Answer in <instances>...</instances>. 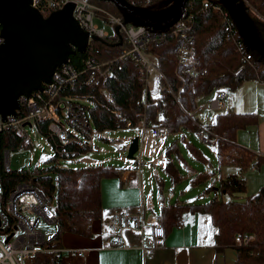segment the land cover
I'll list each match as a JSON object with an SVG mask.
<instances>
[{
  "label": "trees",
  "instance_id": "obj_1",
  "mask_svg": "<svg viewBox=\"0 0 264 264\" xmlns=\"http://www.w3.org/2000/svg\"><path fill=\"white\" fill-rule=\"evenodd\" d=\"M100 6L98 14L107 16L115 14L123 16L115 2L110 0H91ZM138 6L160 9L172 4L168 0H129ZM220 4V12H215L213 5ZM247 10L252 14L259 35L264 38V0H248ZM188 35L193 37L196 67L200 72L194 78L180 75L179 58L176 50L183 43L181 34L170 32L161 42L149 44L147 51L158 58V67L162 71L157 77V87L148 88L142 81L141 71L133 59L120 60L115 63L109 73L101 75L96 83H86L88 72L83 71L86 56L89 51H76L71 55L77 63L81 78L72 94L82 97L86 114L101 132L105 129H117L127 126L129 122L137 124L141 120L156 125H166L168 133L185 131L199 132V123L209 127L213 134L219 137L215 145L219 154V171L221 185L209 186L206 190L214 189L221 194L206 202H187L177 200L163 208L158 222L165 225L166 232L181 225L182 218L190 212L209 215L213 225L214 245L221 251L235 247L239 253L237 264H264V187L258 194L241 199V194L247 192L250 169L260 168L264 164V154L254 151L241 144L238 132L243 128L259 127L261 121L257 111H241L227 107L219 111L213 123L198 120L192 114L199 108L204 98H213L218 88H227L233 94L248 80H264V58L256 50L247 47L245 39L240 34L239 27L232 19L225 4L221 0H189L186 6ZM124 36L111 35L107 38H95L91 45L100 50V55L93 52L99 59H111L122 49ZM251 55L252 57H250ZM121 64V68L119 65ZM180 93V99L169 91ZM49 140L58 146L57 140L48 129L47 123L40 127ZM186 139V138H185ZM176 144L167 147V159L164 166L173 182L181 181V170L175 162L173 150ZM189 147L201 155L195 143L189 142ZM19 148L21 144L17 136L7 132L0 138V159L7 148ZM92 145L71 143L70 151L76 154L89 150ZM64 158V157H63ZM63 158L57 151L48 159L45 167H35L29 173L27 168L22 170H7L2 161L4 186L8 195L23 179L31 178L34 185L40 187L57 214L58 231L54 238L57 245H63L62 234L66 231L78 235L91 236L94 222L105 218L114 209L105 208L102 197L105 176L119 177L121 169L112 164L96 163L81 165L77 168L62 165ZM216 171L196 173L194 182H202L216 175ZM119 209V208H118ZM254 233L256 239L251 244L237 242L239 234ZM127 236L133 245L141 242L138 233L127 231ZM33 264H66L59 255L42 253Z\"/></svg>",
  "mask_w": 264,
  "mask_h": 264
},
{
  "label": "built area",
  "instance_id": "obj_2",
  "mask_svg": "<svg viewBox=\"0 0 264 264\" xmlns=\"http://www.w3.org/2000/svg\"><path fill=\"white\" fill-rule=\"evenodd\" d=\"M67 1H74L77 4L74 15L80 21L83 29L91 33L89 48L86 50L90 51L85 58L83 69L86 73L88 72L86 83H96L101 75L109 73L112 69L111 66L116 61L115 58H119L120 60L133 59L136 61L141 71L142 81L148 88H156L157 77L162 71L157 64L158 58L147 49L149 44L161 42L169 34L170 28H173L175 33L181 34L183 39V43L176 50L181 77L183 79L184 77L194 78L199 74L200 70L196 67L195 44L192 41L193 37L187 34L188 27L184 21L186 17L167 28L152 27V25L137 21L126 24L125 16L110 14V12L107 16L98 14V9L101 7L91 0H32V5L39 7L42 13L48 15L50 12L64 7ZM221 3L224 2L221 1ZM213 9L215 12H220V4L213 5ZM99 18L110 22L114 32L112 33L98 24ZM2 26L0 22V46L5 40ZM113 34L117 37L124 36L122 49L115 53L111 59L97 58L93 52L100 55V50L91 45L95 35L100 39ZM75 48L77 47L75 46ZM69 59L65 64L56 68L52 80L44 84V89L35 90L31 96L26 94L20 96L21 107L17 109L16 115H8L6 120L3 117L0 118V138L7 132H12L21 144L20 149L29 147L34 145L33 131L29 127L34 125L40 127L43 123H47L50 133L58 143V146H55V152L58 151L62 158L76 157V152L68 149V145L73 142L80 145H93L92 140L88 143L79 136L80 131L88 133L93 128H88L91 118L86 114L84 108V102L87 103L89 100L71 92L76 88L82 71L71 57ZM119 68H121V64ZM172 89L173 87L170 86L169 91H172L175 97L180 99V93H176ZM230 99L231 95L227 88H218L213 98L205 104V108L218 112L226 111ZM192 115L195 116L196 111ZM199 124L202 127L199 132L197 131L199 137L204 142L215 146L219 142V137L203 123ZM127 126L137 127L143 135L150 132L159 136L169 131L166 125L148 123L145 119L135 125L129 122ZM12 149L14 148L9 147L3 151L5 167L8 164L7 170H10V151ZM3 159H0V264H33L38 261L39 255L42 253L59 255L66 264L71 259L85 257L88 254V249L57 245L58 241L54 235L49 237L48 233L50 232L44 224L55 223L57 225L58 217L43 190L34 185L31 178L18 182L16 187L8 195L6 194L3 182L4 173L1 168ZM27 171L32 173L30 169ZM144 215L142 211L133 212L131 209L121 207L110 212L105 219L110 233L107 247L122 249L138 245L147 252L159 246L163 247L167 242L165 225L160 224L155 218L146 221ZM187 222H189L187 217H183L181 225ZM127 231L138 233L141 242L133 245L127 236ZM255 239L254 233L245 235L241 233L237 237V242L251 244Z\"/></svg>",
  "mask_w": 264,
  "mask_h": 264
},
{
  "label": "water",
  "instance_id": "obj_3",
  "mask_svg": "<svg viewBox=\"0 0 264 264\" xmlns=\"http://www.w3.org/2000/svg\"><path fill=\"white\" fill-rule=\"evenodd\" d=\"M188 1L176 0L167 8L152 10L129 0H110L118 5L126 24L137 21L166 28L187 16ZM221 1L239 27L247 47L264 58V38L247 10V0ZM76 5L74 1H67L64 7L45 15L32 5V0H0V22L5 37L0 46V118L6 120L8 115H16L22 94L31 96L35 90L44 89L56 68L69 61L76 51L88 50L91 33L75 17ZM132 140L129 156L136 158L135 153L141 146L140 135Z\"/></svg>",
  "mask_w": 264,
  "mask_h": 264
},
{
  "label": "rangeland",
  "instance_id": "obj_4",
  "mask_svg": "<svg viewBox=\"0 0 264 264\" xmlns=\"http://www.w3.org/2000/svg\"><path fill=\"white\" fill-rule=\"evenodd\" d=\"M176 0H168L170 4H173ZM248 1V0H247ZM98 24L102 27L114 32L110 22L99 18ZM126 36L125 33H123ZM210 100L209 97L204 98L202 102L199 103V108L196 110V116L205 122H214L217 110L211 109H201ZM199 110V111H198ZM200 110H203L200 111ZM93 130L91 132L80 131V138L86 142L93 141L92 147L79 153L76 157H66L63 158L62 165L77 168L81 165H91L96 163L102 164H112L113 167L117 169L132 168L137 165V160L143 159L144 165V179L150 181L152 174L155 176L154 181L156 182V190L159 193L158 176L155 175L156 172L161 171L160 175L166 178L168 182L166 183L165 190L168 193L171 189L176 191L178 196L181 195L182 199H186L188 202H206L210 199L216 198L219 191L214 189L206 190L209 186L219 187L221 185L220 175H219V154L216 146H212L209 143L204 142L198 133L195 131L186 130L185 138L183 137V132H173L166 133L159 136L152 135L149 132L141 133L135 126H124L117 129L108 128L101 132V130L96 127L94 121H91ZM33 131V144L29 147H22L21 149L16 148L10 151L11 164H9V169L12 170H22V168L35 169V167H45L47 166L48 159L55 153V145L52 143L47 135L39 129L37 125L29 127ZM254 134L253 127L243 128L239 131L240 141H248ZM136 135H140L141 146L139 151H137L136 158H130L129 147L133 142L132 138ZM189 142L195 143L196 146L202 154L199 155L192 151L189 147ZM175 146L173 150V155L177 166L180 167L181 181L173 185V180L171 176L167 174V171L162 167L163 161L167 157V147ZM142 147V148H141ZM8 169V164L6 165ZM214 176L207 178L206 180L200 182H194L196 173H202V171H216ZM248 177L247 196L258 194L259 191L264 187V164L260 168L250 169L246 172ZM170 177V178H169ZM103 183V194L109 198V194L113 193L114 190L118 189L120 186V178L116 176H105L102 179ZM178 196L175 200L178 199ZM175 202V201H174ZM108 214L106 215V217ZM106 217L104 219H106ZM44 226L49 230V237L54 235L58 231V226L53 223L48 225L45 223ZM69 233L62 234L61 239L67 246L70 245V240L68 239Z\"/></svg>",
  "mask_w": 264,
  "mask_h": 264
},
{
  "label": "crops",
  "instance_id": "obj_5",
  "mask_svg": "<svg viewBox=\"0 0 264 264\" xmlns=\"http://www.w3.org/2000/svg\"><path fill=\"white\" fill-rule=\"evenodd\" d=\"M230 95L228 107L235 108L239 112L257 111L259 113L261 121L259 127H253L254 134L248 141L240 142L264 154V80H248ZM204 108L205 105L201 109ZM200 111L203 112V110ZM165 160L162 164L164 168ZM141 161L144 165V160L141 158L137 160L136 166L121 169L119 175L121 184L118 189L109 194V198L103 194V205L108 209H120L121 207L131 209L133 212L142 211L146 221L154 218L158 221L164 206L174 204L182 198L172 189L166 192L165 187L168 180L160 175L161 171L155 173L159 178L158 193L153 178L155 176L152 174L150 181L144 179L145 172ZM176 183L173 182V185L175 186ZM245 193L241 194L242 200L249 197ZM177 196L178 199L175 200ZM184 217H187L189 222L169 229L166 232L165 245L150 249L148 252L138 245L122 249L107 247L110 233L104 218L94 222L91 236L66 231L69 233L68 239L71 246L88 249L85 257L71 259L67 264H237L239 253L237 248L228 247L221 251L215 248L213 225L209 215L190 212ZM62 243L64 247L67 246L64 240Z\"/></svg>",
  "mask_w": 264,
  "mask_h": 264
}]
</instances>
